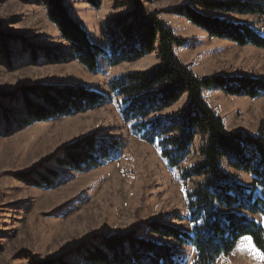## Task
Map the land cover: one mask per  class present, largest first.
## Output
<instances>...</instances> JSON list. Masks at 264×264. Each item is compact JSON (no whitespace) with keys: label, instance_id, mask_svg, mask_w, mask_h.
I'll list each match as a JSON object with an SVG mask.
<instances>
[{"label":"rangeland","instance_id":"374dc122","mask_svg":"<svg viewBox=\"0 0 264 264\" xmlns=\"http://www.w3.org/2000/svg\"><path fill=\"white\" fill-rule=\"evenodd\" d=\"M70 17L89 39L109 53L104 37L106 23L132 11V0H101L99 9L85 0H62ZM188 0H148L144 14L158 11L159 18L183 45L174 54L196 76H264V50L240 47L209 37L182 16L167 9ZM49 9L37 0H0V32L14 37L0 43V264H43L62 259L68 264H91L82 259L85 248L92 249L106 237L134 231L135 237L169 242L149 232L147 223L163 217V222L190 232L186 193L191 182H183V169L199 161L200 141L178 168L168 166L160 150L139 139L120 114L119 99L109 91V83L135 71H147L159 63L157 50L133 62L110 65L98 59L96 72H89L70 54V47L49 20ZM237 23H248L264 35V17L225 16ZM43 52L60 55L48 62ZM61 57H70L62 59ZM68 84L103 94L107 103L95 109L61 116L45 122L16 126L22 86ZM206 103L222 119L229 131L256 134L264 119V96L255 99L228 96L219 89H203ZM186 102L160 115L176 112ZM3 111L9 113V122ZM86 135L116 141L123 145L116 159L77 172L60 167L61 148ZM51 172V173H50ZM26 175L27 179L16 177ZM240 183L251 185L242 172H231ZM51 181L50 186L42 179ZM176 217H180L177 219ZM253 219L262 224L264 217ZM179 256L192 264L191 246L180 247ZM217 264H264V258L249 238H242L235 249Z\"/></svg>","mask_w":264,"mask_h":264},{"label":"trees","instance_id":"16d2710c","mask_svg":"<svg viewBox=\"0 0 264 264\" xmlns=\"http://www.w3.org/2000/svg\"><path fill=\"white\" fill-rule=\"evenodd\" d=\"M37 1L49 9V20L69 45L72 58L89 72L97 71L100 57L116 65L137 61L157 50V65L112 80L109 91L119 99L120 114L133 133L144 143L156 146L169 167L178 168L191 155L194 141H200L199 161L180 174L183 182L192 183L186 193L190 232L166 224L160 217L149 221L147 228L169 242L137 238L131 231L103 238L92 249L85 248L82 259L91 264H186L178 253L180 247L189 245L195 253L192 264H217L246 237L264 258V222L253 219L264 217V119L256 134L227 132L202 95L203 89L216 88L228 96L255 99L264 96V76H196L174 54V47L184 41L174 37L158 11L144 14L143 4L148 0H132L131 12L107 21L104 37L109 41V53L89 39L62 0ZM85 1L94 9L101 4V0ZM167 12L182 16L211 38L264 50L263 34L248 23L225 17L263 18L264 0H188ZM12 40L14 37L0 32V43ZM43 56L48 62L60 60V55L51 52H43ZM18 94L19 107L25 114L17 121L18 127L83 113L107 103L103 94L68 84L22 86ZM183 97L186 102L176 112L160 115ZM7 115L3 111L2 117L9 122ZM122 147L119 142L86 135L63 145L62 159L55 163L82 172L116 159ZM231 172L248 175L251 185L240 183ZM16 177L27 179L24 174ZM42 183L50 186L51 181L44 178ZM43 264L68 263L57 259Z\"/></svg>","mask_w":264,"mask_h":264}]
</instances>
